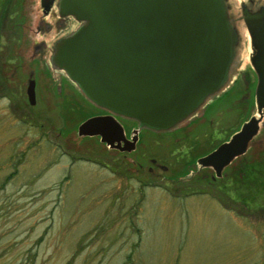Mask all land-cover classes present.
<instances>
[{"label": "rangeland", "instance_id": "1", "mask_svg": "<svg viewBox=\"0 0 264 264\" xmlns=\"http://www.w3.org/2000/svg\"><path fill=\"white\" fill-rule=\"evenodd\" d=\"M0 1V264H264V187L238 191V201L221 188L223 175L210 180L208 169L192 165L254 112V80L242 56L248 87L233 82L207 101L192 147L189 139L172 141L179 132L143 128L122 156L75 135V124L96 108L59 72L47 79L36 67L37 0ZM29 71L35 95L28 105ZM62 97L74 108L60 109ZM258 130L223 174L233 175L239 158L264 156V126ZM190 161L193 172L184 177Z\"/></svg>", "mask_w": 264, "mask_h": 264}, {"label": "water", "instance_id": "2", "mask_svg": "<svg viewBox=\"0 0 264 264\" xmlns=\"http://www.w3.org/2000/svg\"><path fill=\"white\" fill-rule=\"evenodd\" d=\"M36 8L31 44L36 67L49 73L47 79L59 72L79 98L96 108L75 124V135L93 136L119 155L134 151L143 128L173 135L199 122L207 101L222 96L233 82L248 87L246 72L237 63L242 56L254 80L249 85L254 112L192 165L208 169L210 180L223 175L221 188L236 198L238 191L264 187L259 182H264L263 155L257 161L242 159L252 161L255 176L236 179L241 158L233 175L222 173L246 153L250 139L264 126V0H37ZM50 30L53 36L46 38ZM30 74L23 87L28 105L35 95ZM61 99L59 107L65 109L68 101ZM153 165L165 171L168 163ZM187 165L184 177L193 172L191 161Z\"/></svg>", "mask_w": 264, "mask_h": 264}, {"label": "flooded vegetation", "instance_id": "3", "mask_svg": "<svg viewBox=\"0 0 264 264\" xmlns=\"http://www.w3.org/2000/svg\"><path fill=\"white\" fill-rule=\"evenodd\" d=\"M97 113V112H96ZM101 113H104V111H101V112H99V113H97V114H101ZM191 129H192V126H190L189 124L188 125H185L182 129H177V131L179 132V135H183L184 136V134L186 135V134H190V138H189V140H190V145H191V147H192V144H191V139H192V134H191ZM178 132H176V133H178ZM175 133V134H176ZM174 135V134H173ZM178 135V136H179ZM178 136L177 137H174V139L172 140V141H176V140H178ZM240 163L238 164V167L236 168V173H237V180L239 179H241V180H243L244 178H243V176H246V175H248V173H250L249 175H251V176H255V174H254V172L252 171L253 169H252V167H253V165H251L250 163L252 162V161H247V162H244V161H242V159H240V161H239ZM252 164H255V162L254 163H252ZM155 165H157V164H155ZM250 169H251V172H249L250 171ZM149 171H151V169H150V167H149V169H148ZM247 183L249 182V179H248V181H246ZM252 182H250V183H248V184H251ZM247 184V185H248ZM244 187H246L245 185H243Z\"/></svg>", "mask_w": 264, "mask_h": 264}, {"label": "bare ground", "instance_id": "4", "mask_svg": "<svg viewBox=\"0 0 264 264\" xmlns=\"http://www.w3.org/2000/svg\"><path fill=\"white\" fill-rule=\"evenodd\" d=\"M245 34H246V32L243 30V34H242V35H243L244 37H245Z\"/></svg>", "mask_w": 264, "mask_h": 264}, {"label": "trees", "instance_id": "5", "mask_svg": "<svg viewBox=\"0 0 264 264\" xmlns=\"http://www.w3.org/2000/svg\"><path fill=\"white\" fill-rule=\"evenodd\" d=\"M1 2V1H0Z\"/></svg>", "mask_w": 264, "mask_h": 264}]
</instances>
